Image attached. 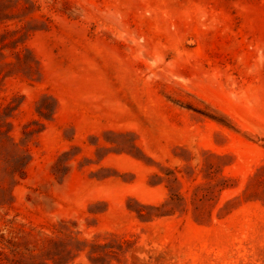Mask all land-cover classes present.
Segmentation results:
<instances>
[{
  "label": "rangeland",
  "instance_id": "obj_1",
  "mask_svg": "<svg viewBox=\"0 0 264 264\" xmlns=\"http://www.w3.org/2000/svg\"><path fill=\"white\" fill-rule=\"evenodd\" d=\"M0 264H264V0H0Z\"/></svg>",
  "mask_w": 264,
  "mask_h": 264
}]
</instances>
